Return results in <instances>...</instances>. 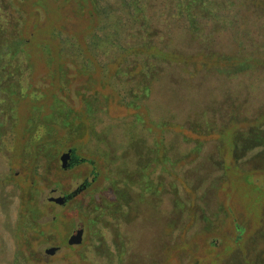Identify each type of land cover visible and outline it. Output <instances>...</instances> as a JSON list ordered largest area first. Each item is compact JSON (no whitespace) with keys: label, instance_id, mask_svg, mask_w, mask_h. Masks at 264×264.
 Returning <instances> with one entry per match:
<instances>
[{"label":"rangeland","instance_id":"rangeland-1","mask_svg":"<svg viewBox=\"0 0 264 264\" xmlns=\"http://www.w3.org/2000/svg\"><path fill=\"white\" fill-rule=\"evenodd\" d=\"M59 7L53 13L65 15L68 8ZM61 20L69 32L86 31L80 15ZM255 32L263 46L253 56L262 65L231 78L200 67L190 76L181 65H166L165 80L155 84L139 110L119 103L111 81L73 77L62 93L71 106L78 108L80 88L88 95L99 91L111 96L98 132L105 133V143L119 156L128 151L130 169L160 156L153 144L162 138L167 156L178 163L159 177L161 166L150 168L149 173L157 168L151 176L158 185L156 194L146 193L136 203L135 189L128 192L119 184L116 196L115 190L107 191L113 165L102 143L85 141L76 153L79 162L67 169L61 168L60 158L49 164L44 182L36 181L32 189L34 174L19 157L0 151V264H82L81 253L90 263L107 264L119 252L131 264H264V20ZM33 51L38 76L43 65L39 52ZM33 83L42 90L49 81ZM28 108L23 101L17 113L21 117ZM135 113L143 117L145 129L130 132L123 123ZM160 123L166 128L160 129ZM129 137L134 143L127 146ZM197 142L203 145L194 152ZM90 160L96 161L95 168ZM8 175L14 180L6 184ZM84 182L88 185L80 190ZM74 192L63 204L48 200ZM21 193L39 207V226L26 234L16 230ZM80 225L82 245L69 246ZM49 247L59 250L48 256Z\"/></svg>","mask_w":264,"mask_h":264},{"label":"trees","instance_id":"trees-1","mask_svg":"<svg viewBox=\"0 0 264 264\" xmlns=\"http://www.w3.org/2000/svg\"><path fill=\"white\" fill-rule=\"evenodd\" d=\"M56 5L68 8L65 15L53 13ZM71 15L84 19L85 32L66 29L61 19ZM262 20L263 0H0V151L19 157L27 172L34 174L32 189L36 181L44 182L49 164H56L65 151L72 150L77 159L71 161L72 167L79 162L76 153L82 144L95 141L97 146H107L104 154L112 159L107 191L115 190L116 196L119 184L128 192L135 189L136 203L146 193L156 194L158 185L151 176L157 168L151 173L149 169L161 166L159 177L178 163L167 156L163 138L154 139L153 144L160 156L147 166L130 169L128 151L119 156L105 143V133L98 132L111 96L99 91L88 95L80 88L75 108L62 94L69 81L73 77L78 81H111L119 103L139 110L151 98L155 84L165 80L166 65H181L182 72L190 76L200 67L228 78L262 65L263 61L253 56L263 46L255 32L261 29ZM225 42L228 44L222 45ZM33 50L39 52L43 65L38 76H34ZM188 67L192 69L186 71ZM33 81H49L48 88L37 89ZM23 101L29 108L20 117L17 111ZM142 118L135 113L123 125L130 132L142 131ZM203 122L208 128L205 117ZM157 126L166 128L162 123ZM125 142L127 146L134 143L130 137ZM196 144L194 152L203 142ZM123 157L127 158L124 164H117ZM89 164L95 168L97 163L90 160ZM13 180L8 175L5 183ZM22 193L16 230L26 234L39 226V207ZM79 260L98 264L90 263L84 253ZM107 264L131 263L119 252Z\"/></svg>","mask_w":264,"mask_h":264},{"label":"water","instance_id":"water-1","mask_svg":"<svg viewBox=\"0 0 264 264\" xmlns=\"http://www.w3.org/2000/svg\"><path fill=\"white\" fill-rule=\"evenodd\" d=\"M72 153H73L72 150H67L61 155L60 161H61V168L62 169H67L68 161H69ZM53 191L55 192V190H53ZM75 193H77V192H74L72 194L74 195ZM66 197H67L66 195L61 194L58 198H55V199L49 198L48 200L54 201L57 204H63ZM82 235H83V226L80 225L79 228L77 229V231H75L73 233V235L69 238L68 245L69 246H79L82 243ZM58 250H59V247H49V248H47L45 253L48 256H54Z\"/></svg>","mask_w":264,"mask_h":264},{"label":"flooded vegetation","instance_id":"flooded-vegetation-1","mask_svg":"<svg viewBox=\"0 0 264 264\" xmlns=\"http://www.w3.org/2000/svg\"><path fill=\"white\" fill-rule=\"evenodd\" d=\"M74 160L75 162H77V159L74 157V153L71 154V157L68 161V165H67V168L70 167V163L71 161ZM88 183L84 182V184L81 186L80 190L82 189H85L87 187ZM67 197L65 198L64 202L65 203L66 201H68L69 199L73 198L76 196V193L73 195L72 193L69 194V195H66ZM69 196V197H68ZM73 235V234H72ZM81 245V244H80Z\"/></svg>","mask_w":264,"mask_h":264}]
</instances>
